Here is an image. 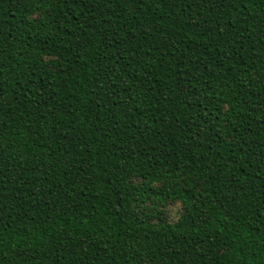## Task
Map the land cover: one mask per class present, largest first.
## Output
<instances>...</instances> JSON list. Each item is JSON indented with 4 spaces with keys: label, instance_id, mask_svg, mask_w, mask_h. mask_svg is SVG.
Here are the masks:
<instances>
[{
    "label": "trees",
    "instance_id": "obj_1",
    "mask_svg": "<svg viewBox=\"0 0 264 264\" xmlns=\"http://www.w3.org/2000/svg\"><path fill=\"white\" fill-rule=\"evenodd\" d=\"M0 264H264V0H0Z\"/></svg>",
    "mask_w": 264,
    "mask_h": 264
}]
</instances>
